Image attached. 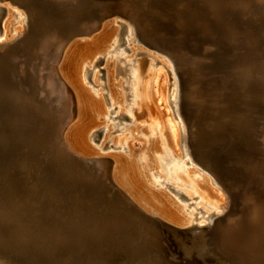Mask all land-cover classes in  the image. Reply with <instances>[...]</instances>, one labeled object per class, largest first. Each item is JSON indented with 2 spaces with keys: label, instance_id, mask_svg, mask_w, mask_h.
<instances>
[{
  "label": "bare ground",
  "instance_id": "bare-ground-1",
  "mask_svg": "<svg viewBox=\"0 0 264 264\" xmlns=\"http://www.w3.org/2000/svg\"><path fill=\"white\" fill-rule=\"evenodd\" d=\"M29 1L31 0L0 1V3L5 2L15 8L11 12L7 5L0 6V60L5 56L6 59L14 62L20 78L25 79L29 73L32 85L34 84L33 87L36 88L31 89L32 92L42 95L50 102V107L53 109L52 114L57 120H61V123L56 124V129H60L59 137L55 138L58 141L56 151L58 152L59 149L60 154H63V151L66 152L84 167H89L88 169L95 168L109 186L118 193V197L143 215L157 219L174 240L173 247L168 248L164 255V252L161 254L154 249L146 248L143 249L142 256L119 255L111 261L92 254L93 258L89 263L246 264L250 261V264H264V229L261 230L263 231L261 235L257 232V226L247 227L244 224L246 213L244 210H239L237 213L236 200L233 199L231 192L232 189L242 192L241 203L246 204L251 201L256 211L260 213L261 205L251 193L252 187L255 186L249 174L251 172L245 176L243 184H240L235 180V171L232 167L234 159H229L226 180L223 172L218 168L217 160L208 154L209 149H222L223 147L234 149V143L245 136L244 134L252 138L261 136L262 143L259 145L263 154L261 161L259 160V167L264 174V131L262 129L256 131L257 127L254 126L259 115L264 118V110L260 109L262 113H258L255 106H246L245 111L240 114L236 106L240 97L246 98L245 102L251 100V93L247 89H250L253 81V68L258 64L249 61L244 56V49L257 46L264 50V43L258 42L259 37L264 38V20H262L264 0H208L206 10L200 13L194 12L193 16L188 18L189 20L181 21L180 27L184 29L185 34L177 39L178 46L176 42L167 40L175 34L174 28L171 29L169 22L167 23L169 18L166 17L164 23L160 22L162 16L166 15V10L162 9L159 4L151 6L152 0H97L99 4L103 3L95 4L99 15L79 21L78 26L70 33L67 29L62 30L61 17H57L59 21L54 24H50L48 19L52 15L59 16L63 12L70 14L82 0H39L41 5ZM214 5L218 7L215 6V8ZM112 7L114 8L111 9ZM19 10L21 12H17ZM12 17L16 18V23L12 24L14 28L12 32H9L8 22L12 21ZM201 21L202 24H200ZM193 24L194 27H192ZM242 24H244L243 27H241ZM191 31L193 32L190 33ZM195 35L211 39L213 48H208V45L202 46L203 48L197 46L195 40H190ZM129 44L141 45L167 60L169 63L168 77L171 81L174 80L173 89L168 96L170 102L167 101L166 83L168 80L166 75L160 68H157L153 77L152 90L147 89L143 81L146 76L139 78L137 71L133 68L135 57L146 55L139 50H134L135 47L138 48L137 46L130 49ZM108 46L110 49L106 48ZM112 52L121 55L116 57L117 66L121 62L125 64L121 68L118 67V74L117 71L116 74L114 71V74L129 72L128 77H126L127 72L125 73L127 85L124 88L129 90L127 92L130 96L127 97L128 94L124 96L130 98L129 101L125 99L128 101L126 110L128 115L122 111L124 110L122 100L118 99L117 91L111 82L115 61L113 60L111 66H108L110 59L108 58L109 62L104 59L107 53ZM129 52L134 53V58L125 59L123 55ZM103 63L107 67L105 70L98 68L99 76L97 77V67ZM227 64H229V72ZM205 69L211 74L218 71L224 72L223 74L231 76L230 80L226 81L220 76L206 78V74L202 72ZM90 77L92 80L97 77L99 82H106V90L109 92L108 98L105 99L111 108H106L109 114L105 113V101L100 98V95H96L98 92L95 97H91L87 95L88 90L83 89L81 78L83 82L91 84L93 81ZM24 84V82H17L16 85H12V89L22 90L21 100L26 96ZM137 85L138 88L140 87L139 92ZM226 90L228 93L224 94ZM123 94H125L124 91ZM166 102L171 104L172 116L167 106L169 103L166 104ZM124 103L127 105V102ZM133 107L137 108L134 114L136 122L146 121L148 125L157 127L155 134H160L159 138H162V141H165V138L169 140L170 152L166 150L159 158L160 168L166 174L167 179L157 177V182L163 186H169L176 195L183 198L182 192L175 186L168 185V180L173 177L179 184L193 191L196 200H204L206 206L214 210L211 213L204 212L203 218H196L198 220L196 224L179 216L171 208L169 199L161 195L155 197L150 194L151 196H148L142 180L135 172V167L134 174L130 168L132 165L127 164L128 161L121 155H113L107 159L91 148L89 139L92 144L99 142L98 146L101 145L98 148L99 151L110 149L111 145L105 148L108 144L103 143L108 140L109 136L114 135V132L119 131L117 129L119 123L113 122L122 119L129 121L132 118ZM96 116H102L113 123L115 126L113 134L109 132L107 126L100 125V130L95 132L99 127ZM173 116L177 124L171 118ZM156 119L161 120L163 124H159ZM204 130L209 133L206 132L204 135ZM134 131H136L135 128ZM164 131L165 136L162 134ZM111 141L114 143V140ZM180 152L182 153L180 156L187 159L185 162L179 163L181 157L178 158V153ZM174 153L178 157L174 156ZM133 154L131 149V155ZM246 158L248 159V164L245 165L247 169L252 160L249 155H246ZM188 164L195 166L200 172L210 177V182L203 180L198 185L187 182L181 175L185 172L183 171L184 166ZM104 165L108 171H103ZM121 173L126 176L127 182H122ZM245 183H248L247 187L242 186ZM218 191L221 194H218ZM16 198L19 199V197ZM36 200L34 199V202ZM164 200L169 201V205ZM196 206L199 207L197 204ZM7 208L5 203L0 202V218H3V220L0 219V229L5 230L10 225L14 227L16 238L6 243V249L13 251L14 259H19V254H23L26 264H31L34 256L40 258L45 255L44 251L47 248L52 251L50 257L44 256L45 264H57L60 257L65 254V246H58V244L55 248V240L68 233L66 228L57 225L46 232L44 229H35L34 221L27 217L23 208H15V210ZM231 208H233L232 211L229 210ZM219 230L222 235L218 234ZM226 233L234 237L240 244V249H233L226 243ZM131 239L134 240L133 244L136 246L143 242L141 236ZM33 241H37L40 246L34 247ZM244 249L247 252L243 251ZM247 255H249L248 259ZM0 264L14 263L0 255ZM72 264L81 263L73 262Z\"/></svg>",
  "mask_w": 264,
  "mask_h": 264
},
{
  "label": "water",
  "instance_id": "water-1",
  "mask_svg": "<svg viewBox=\"0 0 264 264\" xmlns=\"http://www.w3.org/2000/svg\"><path fill=\"white\" fill-rule=\"evenodd\" d=\"M33 3L41 5L39 0H34ZM95 4L103 3L99 4L97 0H93L91 14L93 17L99 15ZM64 16H67L65 12L60 13L59 16L52 15L48 21L50 24H54L59 21L57 17L62 19ZM205 39L206 37L202 35L190 38L191 41L195 40L196 42ZM169 40L176 42L172 36ZM176 46H178L177 42ZM16 66L5 56L1 57L0 127L4 124V129L0 130V195L12 198V195L18 194L24 203L27 201V196L17 191L20 188L32 190L40 186L42 189L40 199L49 200L53 205L50 207V214H55V205L68 208V212L63 214L64 216L58 224L61 228H66L68 233L55 240V248L58 244V246H65V254L60 257L57 264H72L73 262L88 264L93 258L92 254L109 261L119 255L137 257L142 256L143 249L146 248L154 249L161 254L164 252L163 255L166 254L168 248L173 247L174 240L170 236L171 234L167 233V229L161 225L162 223L128 206L95 168L84 167L64 151L63 154L59 153V149L57 152L58 141L54 143L53 151L51 149L50 152L42 150L40 145L43 140L45 141V131H47L43 120L45 117L49 118L50 112L44 111L39 106L32 107L34 95L43 100L42 95L32 92L31 89H26L24 91L26 96L21 100L22 90L12 89L13 84L16 85L17 82L23 83L24 81L23 77L20 78L17 75ZM8 75L11 80L8 79ZM206 132L208 131H203L204 135ZM59 135L60 129H56L55 138L57 139ZM245 140L249 141L245 136L238 139L241 142ZM19 149L20 156L16 153V150ZM40 154L44 155V163L38 157ZM208 154L217 160L218 168L223 172L226 180L228 178L226 174L228 160L233 158V161L236 159L241 161V158H236L235 148L232 147L209 149ZM33 162L34 167H43L42 170L49 167L48 171H43L45 176L42 177V180L39 178L40 175L35 173L36 171L27 170L32 167ZM254 168L253 164H250L247 169L249 172H253ZM102 169L103 171L107 170L105 165ZM237 170H235V179L241 184L245 174ZM25 171H29V173L23 175ZM231 192L236 203L242 200V192L234 189ZM0 219L3 220V218ZM12 226L6 227L5 230L0 229V255L14 264H26L23 254H19V259H14L13 251L6 249L7 241L16 238ZM218 234L222 235V232L219 230ZM137 236H141L143 242L136 246L131 238L134 239ZM225 241L233 249H240V244L231 234H225ZM36 242L33 241L32 244L38 248L40 245ZM51 251L52 249L46 248L45 255L40 258L34 256L30 263L45 264L44 256L50 257ZM243 251L247 252L245 249Z\"/></svg>",
  "mask_w": 264,
  "mask_h": 264
},
{
  "label": "rangeland",
  "instance_id": "rangeland-1",
  "mask_svg": "<svg viewBox=\"0 0 264 264\" xmlns=\"http://www.w3.org/2000/svg\"><path fill=\"white\" fill-rule=\"evenodd\" d=\"M33 1L34 0H31L29 2H33ZM209 1L208 0H205V1L204 0H152L153 4L151 6H153L155 4H159L162 9L166 10V12H165L166 15L162 16V19L161 20L159 19V20H160V22L164 23V22H166V19L169 18V19H167V23L169 22L168 25L171 27V29L174 28V31H175L174 33L175 34H173V35L171 34V35L177 42V39L179 37H182L185 34L184 33V29L182 27H180L181 21L189 20L188 18L193 16L192 14L194 12L200 13V11L206 10L207 7H205V6L208 5L207 3ZM4 3H0V6L3 7L4 5H7V3H5V4ZM182 4H184V5H182ZM7 6H8L7 8L11 12L15 9V8H12L9 5H7ZM215 6L218 7V5H214V7ZM92 7H93V0H82L77 5V8L75 10H72V11L70 10L71 13L67 14L66 17L64 16L60 20V23H61L60 26H61L62 30H66L67 29L68 32L70 33V32H72L75 29V27L78 26L79 21L87 19L88 17H93V15L91 16ZM17 12H21V11L19 10ZM171 17H172L173 22H172V20H170ZM12 18H13L12 21L8 22L9 23V27H10L9 32H12V30L14 28V27H12V24L14 25L16 23L15 22L16 18L15 17H12ZM263 18H264V13H263V16H262V20H264ZM200 24H202V21H201ZM243 26H244V24L241 25V27H243ZM261 39L262 38L259 37L258 38V42H260V43L263 42L264 43V41H263L264 38L262 40ZM0 40H1V37H0ZM167 40H169V39H167ZM212 43H213V41L211 39H207L206 38L205 40L197 41L196 44H197V46H199L201 48L206 47L208 45L207 47L212 49L213 48ZM129 45H128V47L130 49H133L134 46H137L138 48L135 47L134 50H136V51L139 50V52L145 53V55H146V56L135 57V61H134L135 64H134L133 68L137 71V73L139 75V78L142 79V77L144 75L146 76V78L143 81L146 83L147 89L152 90L151 88L153 86V77L155 75V72H156L157 68H160V70L166 75L167 80H168L167 81L168 84L166 83L167 98H168L167 101H169V97L168 96L171 94V90L173 89L172 83H174V80L171 81V79L168 77L167 68L169 67V63L167 62V60L164 57L158 55L157 53H155V52H153L151 50L146 49L145 47H143L141 45H135V44H129ZM106 48L110 49L109 46L106 47ZM262 49H259V47H257V46L256 47H254V46L253 47H251V46L250 47H245V49H244V51H245V55L244 56L249 61H253L255 64H258V65H256L257 67L253 68V71H254V72L252 71V73H253L252 74L253 75V81L251 82L252 84H251L250 89H247L248 92L251 93L250 94L251 95V100L245 102L246 98H244V97H240L237 100L238 102L236 103V106L239 109L240 114L243 113L242 111H245V107L246 106H248V107L255 106L256 107L255 109L257 110L258 113H262L261 110H264V100H263L264 99V67H263L264 66V50H262ZM133 54L134 53L129 52V53L124 54L123 57L125 59H128V58L131 59V58H134ZM111 56H112V58H111ZM117 56L119 57L121 55H117L114 52H112L110 54L107 53L105 55L104 59H107L108 62H109V59H110V64H108V66L109 65L111 66V62L113 60L115 61L114 62V66H113V73H112V81L111 82L113 83L115 91H117V92L120 91L118 93L116 92V94H117L118 99L122 100V104H123L122 108H124V110L122 109V111L126 115H128L126 110L128 109V101H129L130 98L128 99V98H125V97L128 94L129 90L127 89L128 90V92H127V90L124 89V88L127 85V83L125 81L127 80L126 77H128V73L129 72L125 71L123 74L122 73L119 74L121 77H119V75H115L118 67L121 68V67H123L125 65L124 62H121L122 64L119 63L118 66H117V64H116V59L118 58ZM262 63H263V65H262ZM120 64L122 66H120ZM164 64H165V66H164ZM227 66H228V72H229V64H227ZM106 67L107 66L104 63H103V65H100L99 67H97V70H96L97 77L99 76L98 70L99 69L105 70ZM114 71H115V74H114ZM202 72H204V74H206L205 75L206 78H208V77L209 78L210 77L214 78V77L220 76L224 80L229 81L230 80L229 77H231L228 74H223L224 72L221 73V71H218V72H216L214 74H211V72L209 70L205 69ZM118 73L119 72L117 71V74ZM125 73H126V77H125ZM8 76H9L8 79L11 80L10 79V75H8ZM113 76H114V78H113ZM97 77L96 78L94 77L93 78L94 80H92V78L90 77L91 80L93 81V82H91V84H87V83L83 82V79L81 78L82 87H83V89L88 90V93H87L88 96H91V97L94 96L95 97L96 95L97 96L100 95V98L103 101H105L104 102V104H105V113L109 114L107 112V109H106V108L111 109L110 106H108V104L106 102V99L108 98L107 95H108L109 90H106L107 89L106 82L105 81L99 82ZM122 78H124L123 82H122ZM23 82L25 83L24 85H25L26 89H36V88L33 87L34 84L32 85L33 82H31V80H30V74L29 73L27 74V77H25ZM121 82H122V84H121ZM123 84H125V85H123ZM159 84L161 85V82H159ZM116 85H117V87H116ZM92 86H94V88H92ZM96 86H97V88H96ZM0 89H1V86H0ZM120 89H122V90H120ZM137 89H138V92H139L140 87L138 88V85H137ZM123 91H124L125 94H123ZM226 93H228L227 90L224 92V94H226ZM35 96L36 95H34V97L32 98V102H33L32 107L33 106H39V107H41V109H44V111L48 110L47 111L48 113L51 111V113L49 115V118L45 117L44 120H43L44 121V125L47 127V131H45L46 132L45 141L43 140L42 141V145H40V146H42L41 147L42 150H44L46 152H50V149H51V151H53L52 150L54 148L53 145L56 142V140H55V132H56V128H57L56 124L59 123V122L61 123V120H59V119L57 120L55 115L52 114V112H53L52 110L53 109H52V107H50V102H48L47 98L44 97V98H42L43 100H41V98L38 99V98H36L37 96L36 97ZM127 97H130L129 94L127 95ZM125 99H127L128 101L125 100ZM123 101L127 102V105ZM169 102H166V104L169 103ZM167 106H169L168 108H170V110H171L170 111V113H171L170 116H172L173 115V109L171 107V104L169 103ZM136 107H133V112L131 114L132 118L129 121L122 119V120H116V121L113 122V123H115V122L119 123V127H117V129L119 131L114 132V135L109 136V138H107L108 140L105 143H103L104 145L106 143L108 144V145H106L105 148H108V146L111 145L110 149H106L107 151L104 149L105 152L104 151H99L100 149H98V148H99V146H101V145L98 146L99 142H96V143L92 144L90 142V139H89V144H90L91 148L94 149L95 152H97L100 156H102V157L105 156V158L107 157V159H109V157L113 156V155H117V156L121 155L122 158H125V160L129 162V163L127 162V164H131L132 165V167H130L131 171L135 167V170H136L135 172L138 175V177L140 178V180H142L145 192L148 194V196H151L150 194H152L155 197H158V195H161V196L169 199L170 203H171V208L175 212H177V214L179 216H182L184 219L191 220L194 224H196L198 222L197 219H199V217L200 218L204 217V214H203L204 212L211 213V212H214V210L208 208L206 206V204H205L206 202L204 200H199V201L196 200L195 193L193 191H191L190 189H187L184 186H182L181 184H179L178 181L175 178H173V177H171V179L168 180V185H170L171 187L175 186L176 189H178L180 192L183 193V195H184V197L186 199L180 198L178 195H176L169 188V186L168 187L166 185L163 186V184H160V183L157 182L159 177H161L162 179H164V178L167 179L166 174L160 168L161 166H160V159L159 158L161 157V154L164 153L166 150L170 152L169 145H168V141L169 140H168V138H165V141L164 140L162 141V138H159L161 135L160 134H158V135L155 134V133H157V127H155L153 125H150V124L148 125V123H146V121L145 122L144 121L143 122L142 121H137L136 122L135 117H134L135 112H137V108ZM109 109H108V111H109ZM0 112H1V110H0ZM168 112H169V109H168ZM150 118H152V117L150 116ZM171 118L176 123L174 116L171 117ZM96 119L99 121V122H97L98 126L99 125L100 126H107L108 129H109V132L110 133L112 132V134H113V131H114L113 129L115 128V126L113 125L112 122L105 120L102 116H98ZM247 119L248 118H246V120ZM132 120H133V122H132ZM156 120L159 121V124H161V125L163 124V122L161 120H159V119H156ZM263 120H264V118L262 117V115H259L258 119L255 120L254 126L257 127L255 129L256 131L260 130V129H262L264 131V123H263L264 121ZM134 121H135V124H133ZM101 123H102V125H101ZM112 125H113V127H112ZM123 125L124 126L126 125V126L124 127ZM100 126L97 128V130H95V132L100 130V128H101ZM134 128H135L136 131H134ZM160 128H161V126H160ZM2 129H4V124H2L1 127H0L1 131H2ZM137 132H138L139 136L137 135ZM162 134L165 136V131L162 132ZM244 135H245L246 139H249V141L248 140H246L247 142L246 141H242V142L241 141H236L234 143L235 151H236V158H241L240 159L241 161L236 159L235 161H233L232 167H233L234 171L239 169L237 171H242L243 174H245V176H246L249 173L248 169H246V166H245L246 164H248V161H247L248 159L246 158V155H249L251 157L250 159L252 161L249 164H253V166L255 167L254 168L255 170L253 172L249 173V174H251L252 180L255 183L254 184L255 186L252 187V189H251V193H252V196L257 198V200H258L257 202L260 203L261 210H260V213L258 211H256V209L254 207V204L251 203L250 200H249L250 202H248L246 204L241 203L242 201L240 200L239 202L236 203L237 209L236 208L235 209L238 210L237 213L239 212V210H244V212L246 213L244 224L247 227H250V225L251 226H255V227L257 226L256 229H257L258 234L262 235V232L264 231L263 230L264 229V223H263L264 222V215H263L264 214V209H263L264 208V174H263V170L259 167V163H260V161L262 159V154H263L262 153V148L260 147L259 143L261 144L262 140H261V136L260 137H256V138H252L251 136H249L247 134H244ZM86 138H87V135H86ZM111 140H114L113 141L114 143H112ZM96 144H97V146H96ZM178 147L180 149V146H178ZM253 147H254V149H253ZM112 148H114V149H112ZM124 149H126V150H124ZM131 149L134 152L133 155H131ZM179 149H178V152H179ZM180 151H181V149H180ZM20 152H21L20 149L16 150V153L19 156H20ZM180 153H178L179 157L177 155H175V153L173 155L178 157V158L181 157L179 163L185 162L187 159L183 158L182 156H180V155H182V153L181 154ZM43 156H44L43 154H40L38 156L39 159L42 160V163H44ZM42 168L43 167H36V166L34 167V162H33L32 167H29L27 170L31 169L33 172L36 171L35 173L39 174L40 175L39 178H41V180H42V177L45 176V175H43V173L48 171L49 167H46V170L45 169L42 170ZM183 171H185V172L182 173L181 176H183L187 180V182H189V183L193 182L196 185H198V184H201V182L203 180L206 181V182H210V180H209L210 177H208L205 173L200 172L193 165L189 166V164H188V166H184V170ZM8 172H10V171H8ZM133 172H134V170H133ZM135 172H134V174H135ZM28 173H29V171H25L23 173V175H27ZM121 176L123 178L122 182H127L126 181V176L123 173H121ZM46 179H48V178L46 177ZM258 179H260V180H258ZM235 180L233 179L232 181L234 182ZM182 181L183 180H181V182ZM237 182H239V181L237 180ZM209 184H211V183H209ZM241 184H243V182ZM211 186H213V185H211ZM242 186L247 187L248 183H245ZM213 188H216V187H213ZM17 192L27 196L26 197L27 201L26 202L24 201V203H23L21 198H20V196L18 194L12 195V198L3 197V195L1 194L0 195V202L1 203H5L6 207H8L9 209L15 210V208H19V207L23 208L24 211H25V214L28 215L27 217L34 221L35 229L36 228L40 229V230L44 229L45 232L47 230H50L51 228L57 226L59 224L60 219L64 216L63 214L68 212V208L67 207H65V206L63 207L61 205H59V206L55 205L54 206L55 214H50L48 211H50V207H52L53 205H52V203L49 200L40 199V196L42 194V189H41L40 186H38V187H36V188H34L32 190H29L27 188H20ZM217 193L221 194L219 191ZM174 195H175V197H174ZM16 197H19V199L16 198ZM37 197H39V198H37ZM15 198L17 199L16 201H15ZM34 199L35 200L37 199L36 201H38V202H36V201L34 202ZM32 200H33L34 203L32 202ZM164 201L167 202L166 203L167 205H169V201H166V200H164ZM36 204H38V205H36ZM155 204L160 207V205H158V203L155 202ZM196 204L199 207H197ZM195 206H196V208H195ZM200 209L202 210L201 212H200ZM229 210L232 211L233 208H231ZM249 219H251V220H249ZM261 220L263 222H261ZM259 223L262 224V225H260ZM257 224H259V225H257ZM261 230H263V231H261ZM263 235H264V232H263ZM248 256L249 255H247V259H248ZM250 263L251 262L249 261L246 264H250Z\"/></svg>",
  "mask_w": 264,
  "mask_h": 264
}]
</instances>
